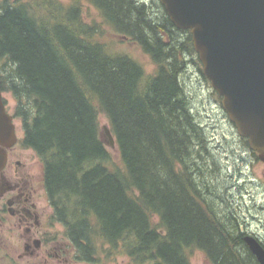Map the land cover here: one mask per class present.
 <instances>
[{"label":"trees","instance_id":"obj_1","mask_svg":"<svg viewBox=\"0 0 264 264\" xmlns=\"http://www.w3.org/2000/svg\"><path fill=\"white\" fill-rule=\"evenodd\" d=\"M81 1H0V89L16 103L22 144L41 163L75 259L104 264L101 254L117 253L128 264H190L198 250L210 264H258L236 209L212 194L209 179L221 169L181 81L188 60L201 66L190 32L159 2L84 0L99 30L84 21ZM103 27L135 43L153 73L102 42ZM100 114L120 166L101 138Z\"/></svg>","mask_w":264,"mask_h":264},{"label":"water","instance_id":"obj_2","mask_svg":"<svg viewBox=\"0 0 264 264\" xmlns=\"http://www.w3.org/2000/svg\"><path fill=\"white\" fill-rule=\"evenodd\" d=\"M170 22L188 30L203 76L221 97V107L239 137L264 162V0H158ZM104 143L115 147L108 126ZM12 116L0 93V146L14 141ZM5 152L0 148V169ZM258 264L264 247L253 236L243 238Z\"/></svg>","mask_w":264,"mask_h":264},{"label":"rangeland","instance_id":"obj_3","mask_svg":"<svg viewBox=\"0 0 264 264\" xmlns=\"http://www.w3.org/2000/svg\"><path fill=\"white\" fill-rule=\"evenodd\" d=\"M1 1V0H0ZM60 3L68 5L70 0H58ZM152 8L158 0H140ZM82 17L87 23H96L100 26L101 19L93 7L86 1H81ZM101 26L99 27L100 30ZM96 38H99L97 34ZM100 40L104 42L112 51L123 52L135 58L144 68L147 74L154 71V65L149 57L142 53L135 43L113 34L110 29H101ZM201 69V71H200ZM186 95L189 99L190 107L199 123L206 129L207 145L209 152L221 169L216 176H211L212 194L222 198L226 206H233L239 218V230L244 233H252L262 243H264V167L254 160L248 146L237 135L234 126L229 122L224 110L221 107L218 95L213 90L210 82L203 76L201 66L189 62L186 63L185 71L181 75ZM9 110L12 112L15 101L9 92L4 94ZM22 136L21 123L16 119ZM100 129L108 126V121L103 114L99 115ZM109 127V126H108ZM101 138L104 142L103 134ZM112 162L120 166V159L116 146L111 148L106 146ZM39 170V165H37ZM42 167L40 166V172ZM221 202V201H220ZM230 203V204H229ZM222 204V202H221ZM156 220V218H154ZM62 238H65L63 227L56 225L54 228ZM105 250H104V249ZM106 251V247L100 248ZM101 254V253H100ZM102 263L107 264H128L125 256L112 253L110 257L100 256ZM76 261V260H75ZM190 264H210L207 262L201 251L194 250L189 255Z\"/></svg>","mask_w":264,"mask_h":264},{"label":"flooded vegetation","instance_id":"obj_4","mask_svg":"<svg viewBox=\"0 0 264 264\" xmlns=\"http://www.w3.org/2000/svg\"><path fill=\"white\" fill-rule=\"evenodd\" d=\"M0 93L6 113L12 116L15 135L9 145L0 146L5 152L0 169V264H89L76 260L70 241L54 229L60 224L54 222L46 197L41 163L34 151L22 144L23 131L20 136L14 116L16 103L11 112L4 98L6 91L0 89ZM250 153L264 167L258 154Z\"/></svg>","mask_w":264,"mask_h":264}]
</instances>
